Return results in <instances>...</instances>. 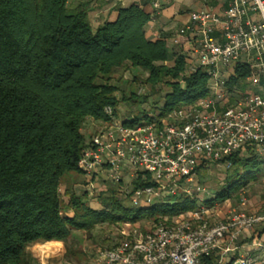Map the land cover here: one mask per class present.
Instances as JSON below:
<instances>
[{
    "label": "trees",
    "instance_id": "16d2710c",
    "mask_svg": "<svg viewBox=\"0 0 264 264\" xmlns=\"http://www.w3.org/2000/svg\"><path fill=\"white\" fill-rule=\"evenodd\" d=\"M92 10L81 0H0V264H36L28 247L51 240L65 243L67 260H79L82 253L70 241L74 231L151 217L171 219L198 206L197 200L179 198L170 205L135 207L107 182L102 193H110L91 199L99 200L96 206L90 205L86 190L62 200V179L83 173L79 159L86 124L105 119L106 106L134 122H151L210 92L207 74L188 68L180 45L170 46L167 36L147 38L151 13L144 6L118 5L114 20L96 26ZM123 68L145 71L153 90L167 84L162 105L151 112L121 111V103L147 99L140 101L131 83L128 93L117 96L113 76ZM248 73L239 69L237 76ZM236 82L232 78L231 86ZM248 154L229 156L227 175L207 204L233 197L262 174V161Z\"/></svg>",
    "mask_w": 264,
    "mask_h": 264
},
{
    "label": "built area",
    "instance_id": "2783aa9c",
    "mask_svg": "<svg viewBox=\"0 0 264 264\" xmlns=\"http://www.w3.org/2000/svg\"><path fill=\"white\" fill-rule=\"evenodd\" d=\"M152 6L161 8L158 0ZM173 41L191 71H205L209 95L151 122H134L106 106V118L93 120L96 128L86 137L79 166L91 195L107 182L135 207L179 198L197 200L198 206L171 219L126 223L110 247L96 250L93 264L252 262L237 255L238 239L264 223V211L249 212L243 187L235 205L230 198L207 204L214 197L208 198L201 172L212 164L228 169L236 153L264 156V92L255 90L264 81V0H231L222 11L192 10ZM243 68L249 70L245 78L237 76ZM221 206L228 209L217 217Z\"/></svg>",
    "mask_w": 264,
    "mask_h": 264
},
{
    "label": "rangeland",
    "instance_id": "374dc122",
    "mask_svg": "<svg viewBox=\"0 0 264 264\" xmlns=\"http://www.w3.org/2000/svg\"><path fill=\"white\" fill-rule=\"evenodd\" d=\"M92 15L93 14H91V16ZM95 22L96 21L93 20L92 23L95 25ZM146 77L147 73L143 70H125L124 68L123 70H119V72L113 76L112 83L119 86V91L117 92V96L119 98H122L123 92H129L131 84L134 91H136V93L139 95L140 101H142V98L144 97L147 98L145 101H142L139 104H132L126 102L121 103V111L125 112L126 114L129 112H131L132 114H136L139 113L142 109L151 112L162 105L163 96L170 90V87L167 84H161L158 85L155 90H153L150 85L145 82ZM140 88L144 89L142 93H139ZM94 127L95 125L93 124V120L87 122L86 127L84 129L86 137L92 132ZM242 154L244 156L249 155L246 152H243ZM226 175L227 168H224L223 165L220 164H212L207 170H202L201 182L209 190V199L211 197L216 196V192L217 190H219L222 184V180L225 179ZM261 177L262 174L256 180H251L250 183L243 187L245 190H248L246 191L248 195L253 197L255 196L257 200L261 199L262 196H264V182L262 181ZM102 188V185L99 186L97 189H95V194L91 195L90 189H92V187L86 177L83 175V173L79 174L77 172H74L66 175L65 178L62 179L60 185V195L62 200L66 203L68 202L71 192H76L79 194L82 193L83 190H86L88 192L87 197L90 205L91 202H93V206H96L99 204V200L97 203V201H91L92 198L97 196L101 198L105 194L110 193L109 189L105 190L104 193H102ZM108 188L116 190V186L110 183H108ZM216 201L218 203H222L223 200L219 198ZM64 211L67 212V214L69 215L73 214V211H66L65 209ZM150 220L155 221L152 217L139 221L146 222ZM126 223L118 226L114 224L103 223L97 225L91 232L74 231L72 233L70 241H74L77 245L76 249L81 251L82 253V258H79V260H77L76 258L72 260L66 259L65 243H63V245L62 243H60V245H57L56 242H37L30 245L28 247V250L37 259L36 264H93V257L95 255L96 250L98 248L110 247L116 241V238L120 237V234L118 232H120L121 229L124 228ZM62 246H64V248Z\"/></svg>",
    "mask_w": 264,
    "mask_h": 264
},
{
    "label": "crops",
    "instance_id": "0c3cea01",
    "mask_svg": "<svg viewBox=\"0 0 264 264\" xmlns=\"http://www.w3.org/2000/svg\"><path fill=\"white\" fill-rule=\"evenodd\" d=\"M90 2L89 6L93 7L90 12L92 21L95 20V24H100L106 19L114 20L117 17L116 7L129 6L133 3H139L144 6L148 12L155 11L152 2L155 0H81ZM161 4V8L154 12L153 17L147 23L145 33L147 38L155 40L160 36L168 37V44L171 46L174 43L175 34L179 26L188 19V13L192 10L201 8L213 9L222 11L227 8L231 0H158ZM182 40V38H180ZM246 85L243 84L242 88ZM255 90L264 92V81L261 86L255 87ZM262 161V181L264 182V156H258ZM250 183V182H249ZM240 190V189H239ZM248 190H245V192ZM238 192V191H237ZM249 199L248 210L251 213L264 211V196L257 200L254 196L247 194ZM264 195V191H263ZM212 198V197H211ZM238 202L237 193L230 198V204L235 205ZM228 207L221 206V211L217 217H223L226 214ZM51 240L46 243H55ZM62 243L63 241H56ZM238 251L237 255H247L252 260L251 264H264V223L256 225L253 229L246 231L238 239ZM64 248V246H62ZM62 251V250H61Z\"/></svg>",
    "mask_w": 264,
    "mask_h": 264
}]
</instances>
